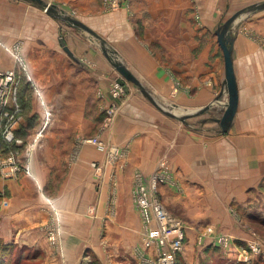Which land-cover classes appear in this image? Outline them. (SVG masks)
I'll use <instances>...</instances> for the list:
<instances>
[{"label": "crops", "instance_id": "crops-1", "mask_svg": "<svg viewBox=\"0 0 264 264\" xmlns=\"http://www.w3.org/2000/svg\"><path fill=\"white\" fill-rule=\"evenodd\" d=\"M170 4L177 5L176 2ZM51 21L61 22L34 6L31 0H0V68H14L16 71V65L20 62L12 51H7L6 45L17 47V53L26 61L27 72L32 75V84L42 91L44 107L46 104L53 105L58 111L53 118L54 121L57 117V123L45 132L44 145L28 158L30 174L17 172L16 176L0 178V189L6 191L7 188L9 202L7 207L0 208V235L5 241L26 244L31 248L40 247L45 251L50 248L39 226L47 219L48 213L39 191L48 182H59L63 186L60 192L58 190L57 197L62 224L57 228L60 234L59 248L64 256L60 258L57 254L46 253V259L52 261L49 264H80L86 261L90 253L95 255L99 264H130L128 253L131 251V234L143 229L142 218L135 205L134 188L140 182H149L161 154L169 145L171 166L168 178L158 185V196L167 210L181 219V215L171 205L173 203L168 204L166 201H177L178 183L192 182L198 193L210 194L213 192L210 186L223 182V179L216 181L219 178L214 169H220L224 156L221 157L219 153L218 158L212 156V150H218L219 144L223 142V135L232 140L236 137L245 139L246 146L255 150L254 157L246 158L239 176H235V172L224 174L225 177L236 179L228 180L225 184L255 185L263 178L264 161H259L257 153L259 145H262L259 136L263 134L258 133L255 126H251L250 133L244 132L243 123L239 121L247 119L244 109L240 112V71L248 69V63L257 61L249 60L252 51L242 47L243 38L232 34V57L239 100L234 120L223 132L219 123L212 119L221 115L220 103L227 98L223 53L221 58L216 56L212 71L209 55L206 54L197 63L193 44L189 45L187 39L179 44V34H174L177 42L169 47L168 62L163 61L159 51L154 52L147 49V45L141 47L136 43L131 32L107 38L121 59L158 101L170 95L177 103L184 98V95L181 97L182 91L173 94L174 74L182 72L189 76L194 72H212L218 95H221V100H216L220 113L209 116L203 112L191 116L199 117L193 120L194 126L183 125L180 119L156 108L133 83H125L121 96H115L111 91L112 82H116L120 75L103 56L92 37L82 34L66 36V44L82 61L76 62L62 49L58 34L54 29L52 31ZM170 39L173 41V35ZM180 46H186V55L180 56ZM195 86L194 82L187 85L188 91L185 93L192 106H203L214 100L206 101L214 92L212 86L197 84L199 90L196 93ZM109 104L118 105L119 110L111 127L103 129L100 134L104 141L113 142L114 150L124 154L120 159L127 163L115 170V175L109 180L115 186L112 193L114 204L110 208L109 181H98L92 166V162L102 160L107 151H104L105 147L93 143L82 144L83 137L99 131L101 113ZM263 114L257 109L255 116ZM208 121H212L215 126L211 127ZM217 129L218 134L209 137L211 130ZM52 149L55 150L54 154ZM227 162L231 166L235 161L231 159ZM50 169L57 171L55 176L49 175ZM58 178L60 180L57 181ZM102 226L105 235L100 241ZM105 249L108 250L107 254ZM151 252L150 248L144 254L150 256ZM181 255L187 261L186 247ZM136 264L143 262L137 259Z\"/></svg>", "mask_w": 264, "mask_h": 264}, {"label": "rangeland", "instance_id": "rangeland-1", "mask_svg": "<svg viewBox=\"0 0 264 264\" xmlns=\"http://www.w3.org/2000/svg\"><path fill=\"white\" fill-rule=\"evenodd\" d=\"M45 1L54 3L60 13L78 18L93 28L107 41L108 47L118 56V52L109 43V37L122 35L123 32H131L134 35L136 43L138 42L141 47L147 45L146 48L154 52L159 51L163 61L168 62L170 61L169 47H172L171 45L177 42L174 34H179V44L186 39L189 45L193 44L194 59L197 63L203 56L209 55L211 64L209 65L213 71V63L216 56L222 57V50L218 44L216 34L218 26L236 10L264 0ZM158 2H163L164 4L159 5ZM171 2H176L177 5H171ZM175 17L176 21L174 20ZM59 20L61 22L51 21L52 31L54 29L59 38H63L65 43V38L68 35H89L102 52L99 41L94 36L82 28L69 25L64 20ZM232 34L243 38L244 43H242V47L249 48L252 51L249 55V60L257 59L256 62L248 63V69L240 71V83L242 85L240 112H243L244 109L247 113L245 115L247 119H240L239 121L243 123L244 132L250 133L251 126H255L254 128L257 132L263 134L259 136L262 145H259L260 148L257 153L259 154V161H264V114L255 116L257 109L264 113V9L244 15L238 23L232 25ZM172 35L173 41L170 39ZM6 46L9 48L7 50L9 52L11 50L18 52L19 50L17 47L13 48L11 44H7ZM179 54L180 56L182 54L186 55V46L179 47ZM103 56L106 58L104 54ZM16 66V73L19 78L17 99L19 98L20 111L18 112V122L14 129V136L19 139V142H15V146H7L0 141L1 179L9 178L11 175L12 177L16 176L17 172L30 174L28 161L30 154L37 150L38 147L40 148L44 145L43 141L46 130L52 124L57 123V117L53 121L54 114H58L57 107L47 104L44 107V98L41 97L42 91L35 88L32 84V75L27 72L26 61L23 59ZM174 76L173 89L175 92L173 94L176 95L178 91H182L181 97L184 95V98L180 99L179 103L175 102L171 95L162 98L159 101L165 108L180 113L197 109L198 105L192 106L190 99L185 94L188 91L187 85H190L192 82L196 83V88H194L195 93L199 90L197 84H201V86L203 84L205 87L212 86L213 88H210L214 92L211 93L210 98L206 101L210 99L216 101L215 97L219 94V90L216 88L212 72L205 74H201V71L198 73L194 72L189 76H185L182 72H179L174 74ZM127 82L125 80L124 84H121L122 90L115 96H121L123 86ZM113 83H116L115 80H113ZM217 99L221 100V95ZM259 103L261 104L259 105ZM151 106L153 107L152 104ZM217 106L218 101L214 102L213 106L205 111V114H209V116L219 114L220 108H217ZM109 109H113V111L109 112ZM118 110V105H107L100 116L99 131L94 135L82 138L83 145H87L88 141L85 139L97 137L104 144V151L109 146L108 152L107 154L105 153L102 160L92 162L93 172L95 171L94 176L101 182H108L115 175V170L127 164L125 160L120 159L124 154L121 152H115L114 154L113 142L108 143L104 141L105 139L100 134L103 129L111 127L113 118ZM197 118L199 117H187L186 122L180 121V123L194 126L195 124L192 122ZM208 122H210L211 127L215 126L212 121ZM214 133L218 134V129L217 131L211 130L209 137L214 136ZM223 139V142L218 146V150H212V156L218 158V153L221 157L224 156L219 165L220 169H214V172L218 173L219 178L216 181L223 179V182L210 186L213 191L210 194H207V192L198 193L196 191L197 187L192 182L189 184L178 183V187L176 188L178 191L177 201H166L168 204L173 203L171 205L181 215L182 219H180L187 227L184 242V248L186 247L187 250V261L183 257L182 261L183 264H216L218 261L221 264H264V170L263 178H261L258 184L226 185V181L236 179L225 177L224 174H234L235 172V176H239L238 173L242 172V165L246 161V158L254 157L255 150H252L250 146H246L245 139L239 140L236 137L232 140L224 135ZM169 146L161 154V158L165 159L167 164V171L170 170L171 166V150ZM54 153L55 150H53ZM249 154H252V156H249ZM11 157L15 158V164L11 163ZM231 159L235 162L231 166H228L227 161ZM8 170L11 171L8 172ZM56 172L50 169L49 175L55 176ZM58 180L60 179L58 178ZM62 187L59 182H48V185L43 186V190L39 191L48 212L47 219L39 224V226L42 227L40 230L46 237L48 244H50V248H47L46 251L40 247L31 248L26 246V244L5 241L0 235L1 244H10L12 245V249L16 250V256L20 258V264H49L52 261L46 259V253L48 252L49 254H57L60 258L64 256L62 249L59 248L60 234L57 228L58 225L62 224L61 210L57 203V197ZM99 188H102V186H99ZM107 188L110 203L108 208H110L114 204L112 193L115 186L109 181ZM7 194V188L6 191L5 189H0V208L9 205ZM250 209L252 211H249ZM248 212L253 213L247 214ZM142 232L143 229H139L137 232L134 231V234H131L129 241V250L131 251L128 253L130 264H136L137 259H139L137 248L142 244ZM220 234H226L231 237L230 245L235 249V252L234 250L228 251L227 246L216 242L215 236ZM104 235L103 229L99 233L100 241ZM106 251L108 250L105 249L104 252L106 253ZM12 256L15 257V255ZM8 257H11V255ZM85 260L80 264H99L93 253H90Z\"/></svg>", "mask_w": 264, "mask_h": 264}, {"label": "built area", "instance_id": "built-area-1", "mask_svg": "<svg viewBox=\"0 0 264 264\" xmlns=\"http://www.w3.org/2000/svg\"><path fill=\"white\" fill-rule=\"evenodd\" d=\"M6 49L9 50L7 46ZM12 52L16 60L21 63V56L16 51ZM18 79L14 68H0V137L7 142H19V139L14 136L18 112L20 111L17 99ZM121 90V84L116 81L112 88L113 94L118 95ZM111 111L113 109H109V112ZM85 140L101 147L104 146L97 137ZM108 149L109 146L106 147L107 152ZM115 152L114 150V154ZM10 161L12 164L16 163L14 157H11ZM167 173V164L165 159L161 158L152 172L149 182H140L134 188L135 205L140 212L143 223L142 244L137 248L138 257L143 264H178L177 255L184 248L185 225L179 217L167 210L158 196V185L168 178ZM215 239L218 244L227 246L228 251L234 250L235 252V249L230 245V236L220 234L216 235ZM150 248L152 249L151 255L146 256L144 251Z\"/></svg>", "mask_w": 264, "mask_h": 264}, {"label": "water", "instance_id": "water-1", "mask_svg": "<svg viewBox=\"0 0 264 264\" xmlns=\"http://www.w3.org/2000/svg\"><path fill=\"white\" fill-rule=\"evenodd\" d=\"M32 4L42 10H44L49 15L64 20L67 24L76 26L78 28H82L87 31L90 35L94 36L97 41H99L100 48L103 54L106 56L107 60L113 66V68L119 73V77L116 78V81L120 84H124V81H128L133 83L138 90L160 111L165 114L180 119L182 122H186L187 117H191L200 113H203L209 110L215 100H212L205 105L191 110L189 112H174L165 108L156 97L150 92V90L146 87L143 81L130 69V67L107 45V41L93 28L85 24L78 18L72 17L68 14L60 13L56 9V5L51 2H46L45 0H31ZM259 9H264V1L254 2L249 4L243 8H240L233 12L224 22L218 26L216 29L217 41L221 47L223 53L224 60V68H225V78L224 85L227 94V98L224 102L220 103L221 115L212 118L217 121L220 125V129L225 132L232 124L234 117L236 115V111L238 108V86L236 80V74L233 64L232 50L234 38L232 36V25L236 24L238 20L251 12H254ZM93 39V38H92ZM60 43L65 52L76 62L82 63L81 59L68 47L63 38L60 37ZM220 95H217V98ZM219 103V102H218Z\"/></svg>", "mask_w": 264, "mask_h": 264}, {"label": "trees", "instance_id": "trees-1", "mask_svg": "<svg viewBox=\"0 0 264 264\" xmlns=\"http://www.w3.org/2000/svg\"><path fill=\"white\" fill-rule=\"evenodd\" d=\"M18 101H19V98H18ZM0 139H1L0 141H2L7 146L8 145L9 146H15V144H14L15 142L14 141L7 142L2 137ZM10 255H11V257H8ZM12 255H15V257H13ZM9 258H10V260H9ZM177 258H178V264H183L181 253H179L177 255ZM19 259L20 258H18L16 256V250L14 248L12 249V245H10V244H1V242H0V264H20V260ZM216 264H221V263L218 261V262H216Z\"/></svg>", "mask_w": 264, "mask_h": 264}, {"label": "bare ground", "instance_id": "bare-ground-1", "mask_svg": "<svg viewBox=\"0 0 264 264\" xmlns=\"http://www.w3.org/2000/svg\"><path fill=\"white\" fill-rule=\"evenodd\" d=\"M178 113H180V112H178Z\"/></svg>", "mask_w": 264, "mask_h": 264}]
</instances>
